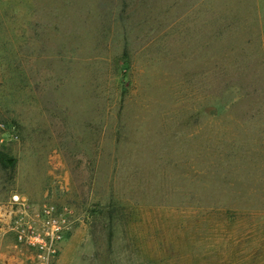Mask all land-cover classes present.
Returning a JSON list of instances; mask_svg holds the SVG:
<instances>
[{
    "label": "rangeland",
    "instance_id": "obj_1",
    "mask_svg": "<svg viewBox=\"0 0 264 264\" xmlns=\"http://www.w3.org/2000/svg\"><path fill=\"white\" fill-rule=\"evenodd\" d=\"M2 155L57 264H264V0H0Z\"/></svg>",
    "mask_w": 264,
    "mask_h": 264
},
{
    "label": "built area",
    "instance_id": "obj_2",
    "mask_svg": "<svg viewBox=\"0 0 264 264\" xmlns=\"http://www.w3.org/2000/svg\"><path fill=\"white\" fill-rule=\"evenodd\" d=\"M74 223L70 207L50 201L34 202L18 192L0 203L2 236L11 238L25 255L19 264H57L61 242Z\"/></svg>",
    "mask_w": 264,
    "mask_h": 264
},
{
    "label": "trees",
    "instance_id": "obj_3",
    "mask_svg": "<svg viewBox=\"0 0 264 264\" xmlns=\"http://www.w3.org/2000/svg\"><path fill=\"white\" fill-rule=\"evenodd\" d=\"M10 158L6 157L5 155L0 156V164L4 167H8L11 164H9Z\"/></svg>",
    "mask_w": 264,
    "mask_h": 264
},
{
    "label": "crops",
    "instance_id": "obj_4",
    "mask_svg": "<svg viewBox=\"0 0 264 264\" xmlns=\"http://www.w3.org/2000/svg\"><path fill=\"white\" fill-rule=\"evenodd\" d=\"M139 6H141V5H139Z\"/></svg>",
    "mask_w": 264,
    "mask_h": 264
}]
</instances>
